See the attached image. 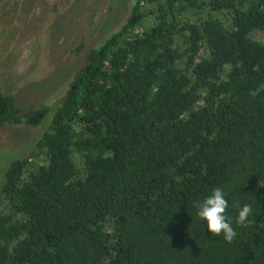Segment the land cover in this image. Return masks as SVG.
Here are the masks:
<instances>
[{"label":"trees","instance_id":"trees-1","mask_svg":"<svg viewBox=\"0 0 264 264\" xmlns=\"http://www.w3.org/2000/svg\"><path fill=\"white\" fill-rule=\"evenodd\" d=\"M264 0H138L0 194V264H264ZM0 91V130L39 126ZM223 187L237 235L197 201ZM253 214L235 224L237 204Z\"/></svg>","mask_w":264,"mask_h":264},{"label":"rangeland","instance_id":"rangeland-1","mask_svg":"<svg viewBox=\"0 0 264 264\" xmlns=\"http://www.w3.org/2000/svg\"><path fill=\"white\" fill-rule=\"evenodd\" d=\"M138 0H0V91L23 115L50 109L37 126L0 130V194L13 162L49 131L88 54L127 24ZM253 38L264 40V32Z\"/></svg>","mask_w":264,"mask_h":264},{"label":"clouds","instance_id":"clouds-1","mask_svg":"<svg viewBox=\"0 0 264 264\" xmlns=\"http://www.w3.org/2000/svg\"><path fill=\"white\" fill-rule=\"evenodd\" d=\"M228 194L223 187H215L211 193L194 205L197 217L204 222L205 229L215 236H223L226 242H231L237 235L233 226V219L228 215ZM235 224L247 226L253 214L252 206L248 203L237 204Z\"/></svg>","mask_w":264,"mask_h":264}]
</instances>
